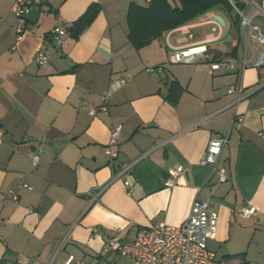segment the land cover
I'll use <instances>...</instances> for the list:
<instances>
[{
    "label": "crops",
    "instance_id": "0c3cea01",
    "mask_svg": "<svg viewBox=\"0 0 264 264\" xmlns=\"http://www.w3.org/2000/svg\"><path fill=\"white\" fill-rule=\"evenodd\" d=\"M232 1L264 33V0ZM149 2L45 0L17 40L11 0H0V264H66L70 256L72 264H118L104 250L111 237L132 241L152 224L181 225L194 199L217 213L207 246L219 264H264V65L217 73L203 60L172 64L166 38L171 32L177 46L205 45L235 60L264 48L241 41L231 15L216 8L136 49L127 38L128 8ZM92 3L100 12L74 39L68 28ZM216 15L224 26L213 23ZM55 26L66 30L59 48ZM38 53L46 63L34 62ZM119 78L126 84L115 89ZM172 81L182 88L174 104ZM239 86L244 97L236 102L228 89ZM236 116L240 128L232 126ZM116 125L118 155L110 159ZM220 137L227 142L216 168L225 181L200 164L208 142ZM179 165L183 173L167 187ZM248 204L257 213L239 215Z\"/></svg>",
    "mask_w": 264,
    "mask_h": 264
},
{
    "label": "built area",
    "instance_id": "2783aa9c",
    "mask_svg": "<svg viewBox=\"0 0 264 264\" xmlns=\"http://www.w3.org/2000/svg\"><path fill=\"white\" fill-rule=\"evenodd\" d=\"M44 1L11 0L9 11L15 19L14 32L17 40H20L25 32L27 22L25 15L29 13L33 6L40 7ZM229 2L233 6L234 11L240 16L239 34L241 41L246 43L247 40L251 39L257 42L261 48H264V33L260 31L259 27L251 24L245 12L238 10L232 0H229ZM213 23L219 25L216 19H213ZM246 27L247 31H245ZM170 33L167 35L166 45L169 50L168 61L172 64H185L203 60L217 73L233 72L237 69V64L240 65L241 70L250 66L259 67L264 65V51H257L255 55L254 50L250 49L249 54L245 53L241 60L222 58L213 61L208 53L207 46H177L169 41ZM65 34L66 30L59 26L51 29L52 41L55 47L59 48L62 45V37ZM34 62L42 65L47 62V57L42 53H38L34 57ZM158 70H161V68ZM125 84L126 80L123 78L113 79L111 82V86L115 89H119ZM243 92V86L228 89V93H237L238 99L236 102L244 97ZM109 96V91L102 95V109L106 108L105 104ZM94 112V107H90L89 113L94 114ZM232 126L240 128L242 126L241 118L234 117ZM120 130L121 125H116L111 129L110 139L106 148V153L110 159H114L118 155L114 146L118 142ZM260 135L264 136V133H260ZM226 142L227 137L211 139L200 159L201 165L213 166L214 171L219 175L220 181L227 179L226 174L216 168ZM32 162L34 165L37 164V154H33ZM129 168L130 166H127L123 169L119 176L127 174ZM183 171V166H177L167 178L166 186L173 187ZM123 184L126 192L129 193L132 182L128 177L124 179ZM24 187L27 186L24 185ZM8 197L14 201L18 200V195L14 190L9 191ZM238 213L246 218L251 217L257 213V208L248 204L241 207ZM216 230L217 213L211 209L209 201L194 199L189 216L181 225L152 224L149 227L141 228L132 241H123L119 236H113L104 244V250L112 251L122 256H130L135 264H219L215 254L207 246L208 241L215 238ZM73 260V257L70 256L66 264H72Z\"/></svg>",
    "mask_w": 264,
    "mask_h": 264
},
{
    "label": "trees",
    "instance_id": "16d2710c",
    "mask_svg": "<svg viewBox=\"0 0 264 264\" xmlns=\"http://www.w3.org/2000/svg\"><path fill=\"white\" fill-rule=\"evenodd\" d=\"M235 7L243 11L239 2H234ZM221 8L232 18V26L239 30L240 16L234 11L229 0H151L147 6L130 4L127 12L128 41L136 49L142 48L152 40L160 38L168 30L177 28L207 11ZM100 12V6L92 3L85 12L68 28L74 39L88 28ZM211 60L227 58L208 47ZM233 54V51H232ZM168 98L174 104L182 91L177 81H172L169 86Z\"/></svg>",
    "mask_w": 264,
    "mask_h": 264
},
{
    "label": "water",
    "instance_id": "95a60500",
    "mask_svg": "<svg viewBox=\"0 0 264 264\" xmlns=\"http://www.w3.org/2000/svg\"><path fill=\"white\" fill-rule=\"evenodd\" d=\"M41 12V8L38 6H33L29 13L25 15V18L27 21L32 22V23H36L39 15ZM216 20L222 25H225V22L223 20V18L220 15H216Z\"/></svg>",
    "mask_w": 264,
    "mask_h": 264
},
{
    "label": "rangeland",
    "instance_id": "374dc122",
    "mask_svg": "<svg viewBox=\"0 0 264 264\" xmlns=\"http://www.w3.org/2000/svg\"><path fill=\"white\" fill-rule=\"evenodd\" d=\"M245 31H247V27L245 28ZM233 36V34L229 35V40L233 38ZM114 258V260L117 261L118 264H134V261L130 256H119V254L114 253Z\"/></svg>",
    "mask_w": 264,
    "mask_h": 264
}]
</instances>
